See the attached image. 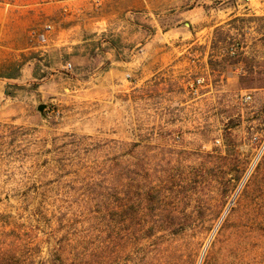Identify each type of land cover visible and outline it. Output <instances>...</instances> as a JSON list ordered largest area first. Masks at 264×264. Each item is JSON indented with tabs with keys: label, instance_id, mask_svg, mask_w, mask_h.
Here are the masks:
<instances>
[{
	"label": "rangeland",
	"instance_id": "374dc122",
	"mask_svg": "<svg viewBox=\"0 0 264 264\" xmlns=\"http://www.w3.org/2000/svg\"><path fill=\"white\" fill-rule=\"evenodd\" d=\"M32 1L0 0V264H264V0ZM45 21L82 42L7 48Z\"/></svg>",
	"mask_w": 264,
	"mask_h": 264
},
{
	"label": "crops",
	"instance_id": "0c3cea01",
	"mask_svg": "<svg viewBox=\"0 0 264 264\" xmlns=\"http://www.w3.org/2000/svg\"><path fill=\"white\" fill-rule=\"evenodd\" d=\"M46 2H51V1H54L55 3L59 4V2L57 0H45ZM21 2L23 3H19L21 4L22 6L24 7H30L34 4H37L35 3L34 1L32 0H21ZM44 4V3H43ZM76 8L74 9L75 12H73V14H71V16H79V14H77L79 12V10H81L80 6H78V4H76ZM33 9H28L27 11V18H30L33 16V13L32 12H29V11H32ZM192 15H195L198 13V10L196 8H192L190 9ZM188 11H186L185 13H187ZM13 13L11 12L10 13V17L9 18H13ZM7 30H9V33L11 34V36L9 37V40H7V48L10 50V51H16L18 48H19V45L20 47L23 45H26L27 42H28V38L27 36L24 37L23 35V32H21L22 30H19L18 28H16V26L14 24H10L8 26L5 27ZM18 32V33H17ZM18 35V37H17ZM174 38H172V44H176L175 47H172V55L175 56V57H179V56H187L190 53V51H187V47L186 44L189 43L190 41L188 40L189 37L188 36H173ZM177 38V40H176ZM82 42V39H78L77 37H69V36H65L64 38L61 37V32L59 30H56V27L54 26V34L51 36L49 42H48V45H46L45 47L41 48V49H38V48H34L32 46L29 45L28 43V49H33L35 50L36 52H39L41 55L42 54H45V53H48L49 51H51V49H53L54 47H59V46H62V45H76L77 43H80ZM179 43V44H177ZM191 43V42H190ZM182 44V45H181ZM27 49V48H26ZM205 54V53H204ZM203 58V57H202ZM158 70V68H157ZM193 71V72H192ZM154 73L156 72L153 71ZM153 72L150 74L152 75ZM189 72L193 73L194 74V78L191 79L190 81L187 82V84L185 85L184 89L186 90V100H189V101H192V100H196L198 99L199 97L205 95L208 91L207 88H211L210 87V83H203L202 85L200 86H197V89L196 91H193L192 90V85L194 84V81L196 78L198 77H203L202 74L201 75H197L199 72L198 71H194L193 69H191ZM188 72V73H189ZM154 78H155V75H154ZM204 78V77H203Z\"/></svg>",
	"mask_w": 264,
	"mask_h": 264
},
{
	"label": "built area",
	"instance_id": "2783aa9c",
	"mask_svg": "<svg viewBox=\"0 0 264 264\" xmlns=\"http://www.w3.org/2000/svg\"><path fill=\"white\" fill-rule=\"evenodd\" d=\"M59 2V9L63 14H69L72 12L73 5L70 3V0H57ZM245 4H249L252 0H241ZM54 34V26L51 22L45 21L40 22L36 25H33L28 30V42L30 46L34 48L41 49L48 45V42L51 36ZM72 64L70 62L66 63L65 69L70 70ZM204 83L203 77H198L195 79L194 84L192 85V90L196 91L197 86H200ZM245 99H250V96L247 95ZM218 140H216V143Z\"/></svg>",
	"mask_w": 264,
	"mask_h": 264
},
{
	"label": "water",
	"instance_id": "95a60500",
	"mask_svg": "<svg viewBox=\"0 0 264 264\" xmlns=\"http://www.w3.org/2000/svg\"><path fill=\"white\" fill-rule=\"evenodd\" d=\"M45 108V105L44 104H39L38 106H37V109L39 110V111H43V109Z\"/></svg>",
	"mask_w": 264,
	"mask_h": 264
}]
</instances>
